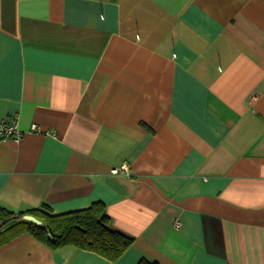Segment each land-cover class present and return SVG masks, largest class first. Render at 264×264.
<instances>
[{
  "label": "crops",
  "instance_id": "0c3cea01",
  "mask_svg": "<svg viewBox=\"0 0 264 264\" xmlns=\"http://www.w3.org/2000/svg\"><path fill=\"white\" fill-rule=\"evenodd\" d=\"M0 117V206L101 201L133 238L0 264H264V0H0Z\"/></svg>",
  "mask_w": 264,
  "mask_h": 264
},
{
  "label": "trees",
  "instance_id": "16d2710c",
  "mask_svg": "<svg viewBox=\"0 0 264 264\" xmlns=\"http://www.w3.org/2000/svg\"><path fill=\"white\" fill-rule=\"evenodd\" d=\"M23 214L34 215L42 224L36 225L26 220L17 221L0 232V245L27 232L51 249L72 245L114 261L133 242L132 237L109 226L110 219L101 201H95L85 208L58 214L52 213L46 206L19 211L0 206V228L8 221L22 219ZM138 264L157 263L142 258Z\"/></svg>",
  "mask_w": 264,
  "mask_h": 264
},
{
  "label": "built area",
  "instance_id": "2783aa9c",
  "mask_svg": "<svg viewBox=\"0 0 264 264\" xmlns=\"http://www.w3.org/2000/svg\"><path fill=\"white\" fill-rule=\"evenodd\" d=\"M37 128L35 125H32L31 127V131H37ZM22 130L19 128L18 123H17V119L16 117H12L10 119H6V118H1L0 117V135H1V139L5 140V139H9L12 138L15 141H19L22 138ZM112 173H117V172H128L127 169V165L123 164L120 167L117 168H112L110 170ZM174 226L176 228L180 227V221L178 219H176L174 221Z\"/></svg>",
  "mask_w": 264,
  "mask_h": 264
},
{
  "label": "water",
  "instance_id": "95a60500",
  "mask_svg": "<svg viewBox=\"0 0 264 264\" xmlns=\"http://www.w3.org/2000/svg\"><path fill=\"white\" fill-rule=\"evenodd\" d=\"M22 220H26V221H29V222H32L36 225H41L42 224V221L40 219H38L37 217H35L34 215H31V214H23L22 215Z\"/></svg>",
  "mask_w": 264,
  "mask_h": 264
}]
</instances>
